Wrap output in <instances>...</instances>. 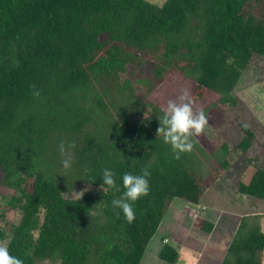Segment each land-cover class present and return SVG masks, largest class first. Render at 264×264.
I'll use <instances>...</instances> for the list:
<instances>
[{
	"label": "trees",
	"instance_id": "obj_1",
	"mask_svg": "<svg viewBox=\"0 0 264 264\" xmlns=\"http://www.w3.org/2000/svg\"><path fill=\"white\" fill-rule=\"evenodd\" d=\"M253 55L264 61V0H0V184L13 190L5 209L20 213L8 229L10 254L24 264H139L169 201L197 203L204 177H219L230 153L221 142L206 154L196 139L191 153L174 158L156 135L164 81L188 80L193 102L212 96L199 107L206 114L217 105L234 107V86ZM146 62L139 98L119 74ZM238 125L235 148L245 152L253 133ZM61 140L76 143L68 171ZM207 161L217 173L206 170ZM145 167L150 194L133 205L129 224L111 202L124 191L122 175ZM105 168L116 173L119 192H103ZM78 184L96 190L81 199L63 196ZM236 192L264 199V169L256 167ZM96 206L102 223L84 216ZM259 218L240 216L219 264H261ZM157 257L173 263L177 251L162 244Z\"/></svg>",
	"mask_w": 264,
	"mask_h": 264
},
{
	"label": "rangeland",
	"instance_id": "obj_2",
	"mask_svg": "<svg viewBox=\"0 0 264 264\" xmlns=\"http://www.w3.org/2000/svg\"><path fill=\"white\" fill-rule=\"evenodd\" d=\"M151 3L160 4L163 0H147ZM151 68V63L146 62L138 67L132 65H126L125 71L119 74L120 80L127 79L133 86L134 94L141 98L144 91V85L141 81L149 76V70ZM165 86L166 90L162 89L164 92L159 97L160 102L166 106L168 100H175L181 94L183 89L191 88V83L186 79H179L178 77H168L166 78ZM234 93L237 97V103L234 107H226L217 105L211 108L207 115L209 119V126L205 130V134L197 137L196 139L200 142V146L204 149L206 154H210L221 142L228 145L230 153L228 155V172L222 171L221 175L224 174L225 178L222 180L225 182V188L223 192L218 190L216 181L209 176L204 177V184L207 186L210 182L214 185L210 187L211 190L216 191L214 193L215 197L219 194L220 198L213 199V201L205 202L211 206H221L227 210L234 209L236 211H243L246 213H251L262 209L259 205L254 206L252 202H255L254 198L246 196L244 201H240L238 197H241L236 192V181L246 182L248 181L252 171L256 168L264 169V61L258 55H253L249 61V64L241 71L240 76L234 86ZM212 96L205 97L204 101L193 102V107L198 110L199 107L206 105ZM238 122H242L247 125V127L253 133L252 144L245 152H240L235 148V143L241 138L242 131L238 125ZM212 161H207L206 170L209 173H217V164L211 163ZM1 175V173H0ZM210 176L212 174H209ZM220 175V176H221ZM219 176V177H220ZM218 178V177H217ZM229 182H226V181ZM238 181V182H239ZM237 182V183H238ZM29 187V183L27 185ZM229 188H234L229 190ZM87 191H95L87 184H78L75 186L74 190L68 194H63L64 197H76V193ZM13 194L11 188H7L0 184V228L3 229L6 238L0 242L6 243L9 236V225L16 223L19 219V211L17 209H5V200ZM234 196L235 198L226 201V197ZM179 200V199H178ZM181 201V200H180ZM244 202V203H243ZM259 204H264V200H259ZM192 205V204H188ZM256 208V209H255ZM208 214L210 212L208 211ZM86 219L92 221V219L97 218L98 223L104 222V216L101 213L100 207L96 206L94 209L89 210L84 214ZM210 218L216 220L217 229H222V221L226 219L223 215H209ZM200 220V215L198 216ZM228 222V221H227ZM225 224V223H224ZM227 225L229 224L226 223ZM174 226L170 223L168 216L161 220L160 226L152 234L148 240V245L145 248V254L140 260L139 264H168L159 259H157L154 252V245L157 241V235L160 234L161 229H169V227ZM261 231L264 232V218L261 219ZM165 231V230H164ZM218 235V234H215ZM214 235V237H216ZM174 236V235H173ZM217 238V237H216ZM198 239L193 241V245L197 244ZM219 245V242L210 239L209 243ZM206 249V248H205ZM218 252V248L216 249ZM191 252L185 245L179 255L178 264H192ZM216 253L213 251L212 256L214 257ZM204 257H208L206 253H203ZM210 258V257H209ZM207 259V258H206ZM201 258L198 263L195 264H214L212 259L206 260ZM36 264H58L55 260H37ZM261 264H264V255L261 256Z\"/></svg>",
	"mask_w": 264,
	"mask_h": 264
},
{
	"label": "clouds",
	"instance_id": "obj_3",
	"mask_svg": "<svg viewBox=\"0 0 264 264\" xmlns=\"http://www.w3.org/2000/svg\"><path fill=\"white\" fill-rule=\"evenodd\" d=\"M29 88L33 97L38 99L41 92L37 86L30 84ZM161 112L162 115L158 116L157 137H161L165 144L170 145L175 159H180L181 154L191 153L197 142L196 138L205 134V130L209 126V119L203 109H194L190 90L183 89L177 99L168 100ZM243 127L247 128V125L245 124ZM75 148V141L61 140L59 142L58 150L61 156V165L65 171L71 170L75 163L73 151ZM150 176L151 172L148 167L143 168L139 175L127 172L122 175L124 191L119 198H114L111 204L114 209L122 211L129 224L136 219L133 205L142 197L150 194ZM101 177L103 180L101 188L104 193L109 189L115 192L121 190L120 185L116 182V173L113 170L103 169ZM84 191H87V189ZM76 194L81 199L84 192ZM0 264H24V260L10 254L7 243L0 242Z\"/></svg>",
	"mask_w": 264,
	"mask_h": 264
},
{
	"label": "crops",
	"instance_id": "obj_4",
	"mask_svg": "<svg viewBox=\"0 0 264 264\" xmlns=\"http://www.w3.org/2000/svg\"><path fill=\"white\" fill-rule=\"evenodd\" d=\"M225 172H228V169H226ZM223 178H225L224 174L214 179L216 181V185L218 187V190L220 191V194L221 192H223L225 188V182L222 180ZM238 181H236V185ZM226 182L229 181L227 180ZM213 186L214 185L212 184V182H210L205 187L197 203H190L179 198H172L169 201L167 211L165 212L163 218H166V216H168L169 222L173 223L174 226L169 227L168 230L164 229L165 231L161 229L160 234L157 235V241L156 244L154 245V252L156 257L159 249L161 248V245L169 244L177 251V259L173 263H168V264H178L179 255L183 247L186 245L189 251L191 252L190 254L192 258V262H191L192 264H195L196 262L198 263V261L201 258L204 259L207 258L206 260H209L211 258L214 264H219L221 258L224 255L226 246L235 230V227L241 215L259 214L260 215L259 226H261V219L264 218V204H259L258 201L264 199L249 196L251 198H254L255 202H252L253 204H255L254 206L259 205L262 208L260 210L251 213H246L243 211L239 212L234 209L227 210L226 208L216 205L211 206L210 204L205 202V199L207 201L208 200L213 201V199L220 198L221 196L219 194L218 196L215 197L214 193L216 191L210 189V187ZM230 189L233 190L234 188L233 189L229 188V190ZM240 196L241 197L238 198L242 202L245 200L247 195H240ZM233 198L235 197L229 195L228 197H226V201L231 200ZM188 204H192V205L190 206ZM208 211L210 212L211 215H223L226 217V219L222 221L223 224L222 229L220 230L217 229L218 227L217 222L216 220L210 218L209 216L210 214H208ZM199 215L201 221H207L212 224V227L209 231H205L204 229L200 228V226L195 225V222L199 221L198 220ZM227 221L229 222L228 225L226 224L228 223ZM160 223L157 229L159 228ZM214 235L217 238L214 237ZM196 239H198L197 240L198 243L196 245L195 244L193 245L192 240L196 241ZM210 239H212L213 241L217 240L219 242V245L217 246L216 244L210 243V245L207 246L206 244L209 243ZM147 245L148 242L146 244V247ZM217 248H218V252L216 250ZM213 251L216 253L214 257L212 256ZM203 253H206L208 257H204ZM262 255H264V248L261 250L260 260Z\"/></svg>",
	"mask_w": 264,
	"mask_h": 264
}]
</instances>
